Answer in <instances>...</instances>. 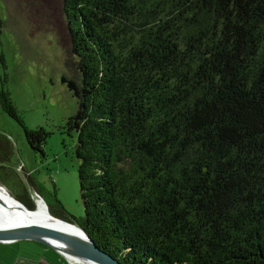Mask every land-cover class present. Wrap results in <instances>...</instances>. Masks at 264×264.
Returning <instances> with one entry per match:
<instances>
[{
	"label": "trees",
	"instance_id": "trees-1",
	"mask_svg": "<svg viewBox=\"0 0 264 264\" xmlns=\"http://www.w3.org/2000/svg\"><path fill=\"white\" fill-rule=\"evenodd\" d=\"M62 6L84 214L56 191L54 212L3 131L0 184L30 210L36 191L122 264H264V0ZM6 82L0 110L45 156L51 132L26 125Z\"/></svg>",
	"mask_w": 264,
	"mask_h": 264
},
{
	"label": "rangeland",
	"instance_id": "rangeland-1",
	"mask_svg": "<svg viewBox=\"0 0 264 264\" xmlns=\"http://www.w3.org/2000/svg\"><path fill=\"white\" fill-rule=\"evenodd\" d=\"M62 2L0 0V52L6 61L0 73L4 77L6 73L8 90L26 125L43 126L51 132L45 156L31 149L22 126L4 110H0V131L11 136L16 159L24 166L23 177L32 175L43 185L54 212L58 207L51 193L56 191L64 209L79 217L84 214V205L78 178L77 134L69 127L70 119L78 113L79 100L69 85L76 79L75 59L69 50ZM0 244L4 245L0 247V264H62L57 251L34 241Z\"/></svg>",
	"mask_w": 264,
	"mask_h": 264
},
{
	"label": "water",
	"instance_id": "water-1",
	"mask_svg": "<svg viewBox=\"0 0 264 264\" xmlns=\"http://www.w3.org/2000/svg\"><path fill=\"white\" fill-rule=\"evenodd\" d=\"M1 190L6 191L9 198H5L0 194V220H6L5 224H0V243L8 244L17 241L38 242L54 249L64 257L69 264H73L69 261L64 252L52 244V242L57 241L64 245V249L68 253L79 256L87 261L95 262L97 264H122L109 253L100 249L79 225L54 216L50 212L45 199L36 191H34L36 206L37 200L40 198L45 203L49 215L60 221L61 224L58 226H52L31 220V218L27 217L18 221L15 218V215L18 214V210L27 214L34 213L35 210L28 209L21 201L13 197L11 193L0 184V191ZM67 226L75 227L79 232L75 233L69 231Z\"/></svg>",
	"mask_w": 264,
	"mask_h": 264
},
{
	"label": "bare ground",
	"instance_id": "bare-ground-1",
	"mask_svg": "<svg viewBox=\"0 0 264 264\" xmlns=\"http://www.w3.org/2000/svg\"><path fill=\"white\" fill-rule=\"evenodd\" d=\"M1 195L5 198H9L6 191L1 190L0 191ZM37 205H38V210H35L34 213L31 214H27L23 211L18 210V214L15 215V218L20 221L23 218L27 217V218H31V220L43 223V224H48V225H52V226H58L61 224L60 221L52 218L49 213L47 212V207L45 205V203L39 198L37 200ZM9 219V217H8ZM6 220H0V224H5ZM67 229L69 231H73L75 233H78L79 230L76 229L75 227L72 226H67ZM53 245H55L59 250H61L62 252H64L66 254V256L68 257V259L73 263V264H97L95 262H90L87 261L79 256H76L74 254L68 253L65 249H64V245L55 241L52 242Z\"/></svg>",
	"mask_w": 264,
	"mask_h": 264
}]
</instances>
